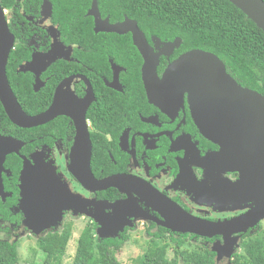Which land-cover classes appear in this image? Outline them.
I'll list each match as a JSON object with an SVG mask.
<instances>
[{
    "label": "flooded vegetation",
    "instance_id": "af4514ba",
    "mask_svg": "<svg viewBox=\"0 0 264 264\" xmlns=\"http://www.w3.org/2000/svg\"><path fill=\"white\" fill-rule=\"evenodd\" d=\"M67 1L71 0H0L13 39L5 66L12 99L28 117L53 109L56 113L45 125L19 128L9 120L0 97V140L10 149L0 165L2 239L16 243V236H34L19 209V178L29 162L45 168V177L55 171L60 181L54 180L51 188L61 194L63 209L67 207L61 226L40 237L67 224L73 228L75 222H83L81 232L90 229L97 240L118 239L124 244L140 231L147 243L160 240L159 236L166 240L186 236L196 250L214 253V264H231L248 237L264 235V220L245 231L241 225L224 228L212 238L180 234L162 225L171 223L166 220L170 209L159 199L197 220L212 224L237 220L251 210V203H241L233 190L240 173L220 165L221 148L200 132L189 93L154 82L148 94L142 80L145 61L130 34L95 33L94 18L88 13L96 0H77L80 15L85 12L82 16L90 19L91 26L84 21L85 30L66 36ZM153 38L146 41L156 58L152 60V65L157 62L156 80L161 81L168 66L186 52L167 56L163 42L158 45ZM82 123L90 142L93 178H118L117 188L89 191L70 173L85 163L73 152L77 125ZM119 229L116 238L99 237ZM224 235L237 244L229 259L218 260L212 248L222 246Z\"/></svg>",
    "mask_w": 264,
    "mask_h": 264
},
{
    "label": "water",
    "instance_id": "95a60500",
    "mask_svg": "<svg viewBox=\"0 0 264 264\" xmlns=\"http://www.w3.org/2000/svg\"><path fill=\"white\" fill-rule=\"evenodd\" d=\"M240 10L256 27L264 33V1L263 0H227ZM94 18L95 33H108L119 36L130 34L133 45L143 57L142 69L144 86L151 94L153 83L162 86L171 84L189 93V104L192 115L202 135L218 144L221 152L218 161L228 172L238 171L239 182L233 186L241 203H251V210L244 217L222 224L194 219L180 210L170 201L164 199L161 204L170 209L162 224L165 228L180 234H194L199 237L212 238L224 228L241 225L245 229L254 228L264 220V96L252 90L242 88L226 72L224 64L213 54L200 50H192L181 55L166 69L163 79L156 80V59L153 50L148 46L145 35L135 21L124 18L122 22L110 24L108 19L102 20L97 2L94 1L88 13ZM155 39L159 45L162 42ZM12 35L4 21L0 10V97L9 120L19 128L30 129L45 125L55 116L54 109L36 117H28L12 99L8 88L5 66L12 49ZM163 52L169 56L179 48L181 40L162 43ZM0 165L10 153L3 140ZM74 156L82 158V168H72L70 173L82 186L89 191H101L117 188L118 178L96 181L90 171L91 148L84 123L77 125ZM75 159V158H74ZM45 167V166H44ZM60 179L54 170L45 177V168L31 166L25 162L19 178L20 203L19 209L24 215V225L31 234L40 237L41 233L50 228L58 229L62 223L64 202L60 193H53L52 183ZM60 185V184H59ZM157 196H159L157 194ZM70 209V208H69ZM173 210V211H171ZM169 211V210H168ZM34 224L38 229H34ZM33 225V226H32ZM122 229L100 238H116ZM224 235L222 246L213 245L212 251L218 260L224 256L229 259L234 253L236 239L228 240ZM229 241V242H228Z\"/></svg>",
    "mask_w": 264,
    "mask_h": 264
},
{
    "label": "trees",
    "instance_id": "16d2710c",
    "mask_svg": "<svg viewBox=\"0 0 264 264\" xmlns=\"http://www.w3.org/2000/svg\"><path fill=\"white\" fill-rule=\"evenodd\" d=\"M264 1V0H263ZM99 13L111 24L124 18L133 20L147 39L163 43L179 38L175 55L200 50L215 55L227 74L242 88L264 96V33L227 0H96ZM65 35L85 30L86 22L78 1L65 3ZM83 23V24H82ZM92 34V33H91ZM101 35V34H99ZM115 36V34H108ZM45 108H33L44 110ZM45 128V127H42ZM72 227L39 237L36 246L43 255L39 264H63ZM152 240L134 264H214V253L207 249L189 251L186 236ZM123 240H97L90 229L81 232L71 264H120L116 254ZM168 250L172 257H167ZM18 244L0 235V264H18ZM231 264H264V235L248 237Z\"/></svg>",
    "mask_w": 264,
    "mask_h": 264
},
{
    "label": "rangeland",
    "instance_id": "374dc122",
    "mask_svg": "<svg viewBox=\"0 0 264 264\" xmlns=\"http://www.w3.org/2000/svg\"><path fill=\"white\" fill-rule=\"evenodd\" d=\"M83 225V222H75L73 224L72 237L68 243L67 254L64 258L63 264H71L76 250V243L81 234L80 232ZM140 232L134 233L131 236V240L124 244L121 250L116 254V259L120 264H134L144 252L148 240L147 238L144 239L143 234ZM37 239L38 236H29L27 233L22 236H16L13 239L18 244V264H39L42 262L43 255L36 246ZM187 249L193 251L195 250V245L193 244ZM167 257L169 259L172 257L171 250H168Z\"/></svg>",
    "mask_w": 264,
    "mask_h": 264
}]
</instances>
